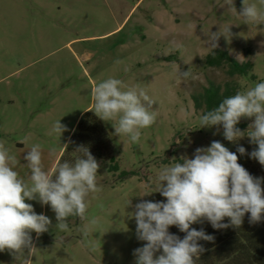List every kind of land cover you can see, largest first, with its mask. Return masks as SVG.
Listing matches in <instances>:
<instances>
[{"label": "rangeland", "instance_id": "1", "mask_svg": "<svg viewBox=\"0 0 264 264\" xmlns=\"http://www.w3.org/2000/svg\"><path fill=\"white\" fill-rule=\"evenodd\" d=\"M247 2L259 6V0ZM233 3L235 11L226 0H0V142L16 157L14 170L20 178L29 181L24 157L35 144L41 146L43 169H52L77 117L92 109V87L109 77L144 88L157 113L156 122L141 130L138 143L117 136L112 122L98 118L111 149L104 159L95 158L102 190L90 198L88 215L99 224L87 238L97 245L95 251L82 234L86 221L71 218L68 230L60 231L50 207L25 200L52 221L39 237L31 233L37 248L31 264H135L134 250L147 243L136 235L131 217L135 205L166 202L155 192L160 170L182 163V156L194 158L197 148L212 141L221 142L237 154L238 163L255 167L257 177L264 178V166L250 157L253 144L247 133L233 143L224 138L222 126L199 128L202 112L192 100L209 81L234 82L238 92L264 82V24H245L239 15L243 0ZM229 28L232 35H221L216 48L240 62L251 61L252 72L244 77H229L224 68L204 64L213 49L208 36ZM188 70L187 78L180 75ZM182 108L191 118H181ZM253 119L241 118L247 124L244 132ZM58 120L67 128L61 136L52 132ZM25 137L27 143H20ZM240 146L245 155L237 151ZM53 148L55 154H50ZM115 164L118 171H110ZM124 170L135 175L121 182L118 174ZM0 264H23V258L0 252Z\"/></svg>", "mask_w": 264, "mask_h": 264}, {"label": "clouds", "instance_id": "2", "mask_svg": "<svg viewBox=\"0 0 264 264\" xmlns=\"http://www.w3.org/2000/svg\"><path fill=\"white\" fill-rule=\"evenodd\" d=\"M226 6L236 10L233 0H226ZM239 15L247 25L264 24V0H259V6L243 0ZM227 34H231L230 28L226 33L212 32L208 36L212 48L218 46L221 35L226 38ZM180 75L187 78L190 71ZM91 98L93 105L89 111L105 122H112L115 134L127 137L131 143H138L141 130L156 122L157 113L151 110L155 101L139 86L128 87L122 80L109 77L92 87ZM180 116L189 119L192 113L182 108ZM241 118H254L246 132L237 127ZM199 122V128L222 126L224 138L233 143L247 133L250 143L258 146L250 157L264 166V82L224 98L218 107L202 114ZM66 130L60 120L52 126V132L59 136ZM27 140L25 137L20 143L25 144ZM77 151L82 155L74 164L57 161L51 171H45L41 146L33 145L24 157L31 172L29 181H25L14 170L16 157L0 142V252L8 251L15 260L23 258V264H31L37 249L31 233L39 237L52 227L50 218L36 214L26 199L38 200L42 206L50 205L57 221L55 227L60 231L68 230L70 217L86 221L83 237L90 250H96L95 242L87 238L99 220L90 217L88 209L90 198L96 199L102 190L97 183L99 164L88 149ZM237 151L246 154L243 146ZM50 154H55L54 148ZM180 159L182 163L164 167L157 177L159 188L155 192L165 197L166 202L142 201L131 213L137 225V238L147 242L134 250L135 264H196L205 251L198 242H212L214 237L203 229L191 228L192 224L207 220L219 230L241 226L246 213H250V224L264 219V188L261 187L264 178L253 177L238 163L237 154L221 142L212 141L208 147L197 148L194 158L182 156ZM226 217L229 223H222ZM170 226L185 233L183 239L171 234Z\"/></svg>", "mask_w": 264, "mask_h": 264}, {"label": "trees", "instance_id": "3", "mask_svg": "<svg viewBox=\"0 0 264 264\" xmlns=\"http://www.w3.org/2000/svg\"><path fill=\"white\" fill-rule=\"evenodd\" d=\"M204 64L207 67L224 68L226 75L229 77H244L251 73L253 69L251 61L240 62L226 50L220 48H214L207 53L204 56ZM251 77L255 78L252 74ZM237 92L238 85L234 82H225L220 85L209 81L201 92L192 96V100L195 109L201 110L204 114L218 107L224 98L233 96ZM237 127L241 131H245L247 124L240 121ZM257 147L253 144V150ZM79 148H86L94 158L101 159H104L110 152L111 142L108 134L93 111H85L78 118L68 139L67 148L64 149L58 162L67 161L74 164L76 158L82 155V152L77 151ZM242 166L253 177H257L258 173L255 167ZM110 171H118V166L116 164L112 165ZM134 175L135 172L125 170L120 171L118 174L121 182ZM262 188H264V183ZM47 206L50 207V205ZM249 216L250 213L245 214L243 223L239 227L230 226L219 230L214 229L207 220L199 222L195 229H203L206 234L214 237V241L201 240L198 242L204 247L205 251L200 255L196 264H264V219L259 223L250 224ZM71 218L75 217L68 219ZM222 223H229V218L226 217ZM169 232L181 239L185 236V233L172 226H170ZM159 254L161 253L156 255Z\"/></svg>", "mask_w": 264, "mask_h": 264}, {"label": "crops", "instance_id": "4", "mask_svg": "<svg viewBox=\"0 0 264 264\" xmlns=\"http://www.w3.org/2000/svg\"><path fill=\"white\" fill-rule=\"evenodd\" d=\"M84 112H85V111H82V112L79 114V116L77 117V120H78V118L81 116V114L84 113ZM77 120H76V122H77ZM76 122L74 123V126H75ZM72 129H73V128H72ZM70 135H71V133H70ZM70 135H69V137H70ZM61 152H62V151H61ZM61 152L58 154L56 160L58 159V157H59V155L61 154ZM55 163H56V161H55ZM55 163H54L53 167L55 166ZM53 167H52V169H53ZM52 169H51V170H52ZM51 170H50V171H51Z\"/></svg>", "mask_w": 264, "mask_h": 264}]
</instances>
